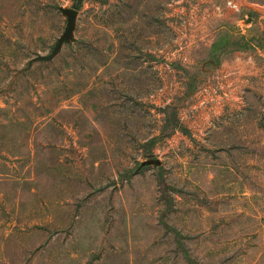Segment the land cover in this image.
Instances as JSON below:
<instances>
[{"label":"rangeland","instance_id":"374dc122","mask_svg":"<svg viewBox=\"0 0 264 264\" xmlns=\"http://www.w3.org/2000/svg\"><path fill=\"white\" fill-rule=\"evenodd\" d=\"M252 7L0 0V264H264Z\"/></svg>","mask_w":264,"mask_h":264},{"label":"water","instance_id":"95a60500","mask_svg":"<svg viewBox=\"0 0 264 264\" xmlns=\"http://www.w3.org/2000/svg\"><path fill=\"white\" fill-rule=\"evenodd\" d=\"M253 9H255L254 7H252ZM259 12H261L259 9H255ZM64 14L67 16V30L65 31V33L63 34V36L60 38L59 40V45L61 44V42L64 39H67L71 36V33L74 29V23H75V16H76V11L72 10V9H67L63 11Z\"/></svg>","mask_w":264,"mask_h":264},{"label":"bare ground","instance_id":"6f19581e","mask_svg":"<svg viewBox=\"0 0 264 264\" xmlns=\"http://www.w3.org/2000/svg\"><path fill=\"white\" fill-rule=\"evenodd\" d=\"M263 10V11H262ZM262 13H264V8H261V10H260Z\"/></svg>","mask_w":264,"mask_h":264}]
</instances>
